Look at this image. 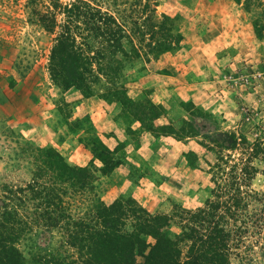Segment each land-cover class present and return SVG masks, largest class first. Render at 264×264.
Masks as SVG:
<instances>
[{"label":"rangeland","instance_id":"1","mask_svg":"<svg viewBox=\"0 0 264 264\" xmlns=\"http://www.w3.org/2000/svg\"><path fill=\"white\" fill-rule=\"evenodd\" d=\"M48 1L0 0V194L32 178L27 147L53 146L70 164L96 169L92 199L131 197L152 213L172 215L211 197L219 134H243L264 147V36L254 26L264 0H156L153 12L128 19L154 33L124 40L126 51L132 44L144 51L133 60L119 54V78H86L107 114L100 127L82 110L85 92L63 89L50 77L56 33L42 26L38 14ZM56 18L62 21V14ZM113 82L125 92L108 94ZM68 90L77 99L68 100ZM147 101L159 117L141 121ZM102 144L114 151L106 166ZM88 153L90 160L82 163ZM254 164L260 172L252 185L264 190V163ZM166 233H180L177 218ZM44 242L22 235L17 246L25 264H38ZM231 264H264V244L232 256Z\"/></svg>","mask_w":264,"mask_h":264},{"label":"trees","instance_id":"2","mask_svg":"<svg viewBox=\"0 0 264 264\" xmlns=\"http://www.w3.org/2000/svg\"><path fill=\"white\" fill-rule=\"evenodd\" d=\"M48 2L38 14L42 26L56 33L50 77L63 89L78 87L86 97L95 94V83L86 78H119V54L128 60L141 56L144 49L137 44L125 50V39L154 33L128 19L153 12L156 0ZM254 26L262 38L264 10ZM123 92V86L113 82L108 94ZM143 106L147 110H140L141 121L159 117L154 103ZM218 138L211 197L202 206L172 215L152 213L131 197L111 203L92 199L96 169L70 164L53 146L27 147L32 178L0 194V264H25L17 246L22 235L44 239L35 258L38 264H231L232 256L249 254L255 243L264 244V190L252 185L260 172L254 162L264 163V147L232 131ZM101 148L106 166V157L114 151L105 144ZM174 218L180 233L170 237L166 228Z\"/></svg>","mask_w":264,"mask_h":264},{"label":"crops","instance_id":"3","mask_svg":"<svg viewBox=\"0 0 264 264\" xmlns=\"http://www.w3.org/2000/svg\"><path fill=\"white\" fill-rule=\"evenodd\" d=\"M64 95L68 100H75L78 97L76 92H74L72 90L65 91ZM81 107L85 113L91 114L92 118L95 119L94 121L99 125V127H100V125H102L101 119H104L103 118L104 116H102V115L107 116V114L101 113V111L103 110V107H104L103 101L101 100V98L92 97V96L85 97L81 101ZM90 158H91V154L88 153V154H85L80 161H82V163H85L86 161H89Z\"/></svg>","mask_w":264,"mask_h":264}]
</instances>
